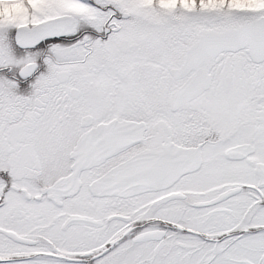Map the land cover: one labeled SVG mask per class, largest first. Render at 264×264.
<instances>
[{
  "label": "snow or ice",
  "instance_id": "snow-or-ice-1",
  "mask_svg": "<svg viewBox=\"0 0 264 264\" xmlns=\"http://www.w3.org/2000/svg\"><path fill=\"white\" fill-rule=\"evenodd\" d=\"M0 264H264V0H0Z\"/></svg>",
  "mask_w": 264,
  "mask_h": 264
}]
</instances>
